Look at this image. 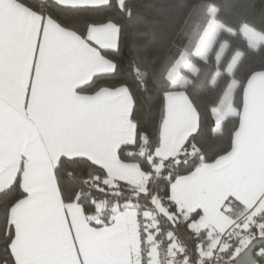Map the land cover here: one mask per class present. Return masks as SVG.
<instances>
[{"label":"snow or ice","instance_id":"snow-or-ice-1","mask_svg":"<svg viewBox=\"0 0 264 264\" xmlns=\"http://www.w3.org/2000/svg\"><path fill=\"white\" fill-rule=\"evenodd\" d=\"M137 8L0 0V264H264V0Z\"/></svg>","mask_w":264,"mask_h":264},{"label":"trees","instance_id":"trees-1","mask_svg":"<svg viewBox=\"0 0 264 264\" xmlns=\"http://www.w3.org/2000/svg\"><path fill=\"white\" fill-rule=\"evenodd\" d=\"M180 0H134V3L138 5L136 9L137 15L145 17L149 22H155L160 20V17L157 15V8L160 6H172L174 4L179 3ZM229 22L235 23V20H230ZM255 23L259 25L261 23L260 17L257 16L255 18ZM143 25H138L135 23L129 24V37H128V46L131 47L134 44L138 43L136 39V33L139 30L143 29ZM186 36V42H190L195 39L197 29L199 27V21L196 18H192L185 26H183ZM211 99L210 95H205L204 100L207 102ZM140 102L143 108L142 111V119L150 124L153 117L156 116L157 113V100L155 97L143 96L140 98ZM228 132H225V138L220 142L221 147H227L228 143ZM180 174H184L183 170H181ZM0 207H2V201H0ZM0 216H2V212H0Z\"/></svg>","mask_w":264,"mask_h":264}]
</instances>
